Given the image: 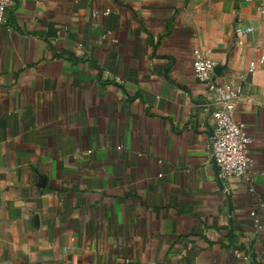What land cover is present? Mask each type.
Listing matches in <instances>:
<instances>
[{
	"label": "crops",
	"instance_id": "obj_1",
	"mask_svg": "<svg viewBox=\"0 0 264 264\" xmlns=\"http://www.w3.org/2000/svg\"><path fill=\"white\" fill-rule=\"evenodd\" d=\"M3 17L0 264H264V0H12ZM195 50L240 88L253 194L218 176Z\"/></svg>",
	"mask_w": 264,
	"mask_h": 264
},
{
	"label": "built area",
	"instance_id": "obj_2",
	"mask_svg": "<svg viewBox=\"0 0 264 264\" xmlns=\"http://www.w3.org/2000/svg\"><path fill=\"white\" fill-rule=\"evenodd\" d=\"M12 0H0V23L4 21L3 12ZM110 8L94 10L93 16H107ZM252 31L251 26H234V35L241 38ZM192 67L195 78L205 87L215 93V102L211 111L213 121L212 135L209 142L210 155L217 168L221 179H236L247 185L248 192L253 194V160L250 156L252 138L248 134L243 122L235 117L237 98L240 94L239 86L229 87L219 84L213 78V62L202 51L193 52ZM255 63L249 64V70ZM250 215L256 217L255 210H250ZM244 264L250 261L249 254L241 250H234Z\"/></svg>",
	"mask_w": 264,
	"mask_h": 264
}]
</instances>
